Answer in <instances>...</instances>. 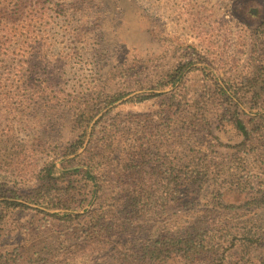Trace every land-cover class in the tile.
Listing matches in <instances>:
<instances>
[{
    "label": "rangeland",
    "instance_id": "374dc122",
    "mask_svg": "<svg viewBox=\"0 0 264 264\" xmlns=\"http://www.w3.org/2000/svg\"><path fill=\"white\" fill-rule=\"evenodd\" d=\"M1 2L16 25L0 40V264H160L123 260L134 240L98 233L90 215L133 212L119 170L135 160L158 179L152 196L166 193L164 159L204 161L212 176L150 206L149 238L204 217L214 249L163 264H264L263 143H245L233 122L264 113V0ZM90 155L103 185L84 175ZM49 170L60 195L43 204ZM213 187L223 207L209 211Z\"/></svg>",
    "mask_w": 264,
    "mask_h": 264
},
{
    "label": "trees",
    "instance_id": "16d2710c",
    "mask_svg": "<svg viewBox=\"0 0 264 264\" xmlns=\"http://www.w3.org/2000/svg\"><path fill=\"white\" fill-rule=\"evenodd\" d=\"M5 3L8 4V1H6ZM0 4H2V2ZM6 4L2 6V15H0V40L5 39V41L7 40V37L9 36L11 31L14 30L13 28L16 25L12 21L13 16L11 15L12 12H10L11 9H9ZM28 11L32 12L30 15L33 14L32 10ZM1 34H4V36H1ZM1 46H4V44L0 43V50ZM4 51L7 52L6 50ZM228 90L232 94H236V89H234L232 86H228ZM224 95L226 97L225 93ZM152 97L154 96H140L136 100V102L141 103L151 99ZM227 99L230 100L229 98ZM87 121L88 118L81 112V109H75L73 125L79 128V130H82V134L80 135L81 139H84V136L87 132ZM233 122L235 130L243 138L245 143L254 144V142H257L264 144V113L248 119L247 123L239 120L238 118L234 119ZM106 137L107 133L105 131L104 138L106 139ZM81 139L72 145V148L75 152V149H79L83 144L81 143ZM263 144L255 145H260V147L263 146V148L259 149H262L260 153L262 154V158L264 160ZM244 146H246V144L243 143L242 149H244ZM254 148L258 149L257 146H255ZM75 152H73V154ZM87 153H90V151L88 150ZM152 153L153 152H149L148 154L150 155ZM242 153L247 154L246 151L245 153ZM144 155L145 154L141 151V156ZM147 155L145 157H147ZM83 157L85 160L84 155ZM93 158L94 157H92V155L87 157L88 170L84 172V175L87 180L92 181L95 185L98 186L100 182H102L103 185L106 182V180H104L105 177H99L100 173H98V167L94 163ZM120 166L121 167L119 173L124 174L123 180L127 181L128 185L126 197V200L129 202L128 208L132 210V207H134V213L121 210L116 211L114 209L115 205H110V208H112V210H104L96 214L92 213L90 215L92 216L90 217V220L94 225L92 228L98 230V233L100 231V233L102 234H109L108 232L112 231L117 236H124L130 238V240H134L133 242H130L131 246L129 249L123 247V249L127 250V253L124 256L123 260H125L126 257H129L130 259L136 257L134 262L139 259V261L141 262H158L160 264H163L167 262L172 255H179L188 259L194 256H200L204 252H209L214 249L210 241L211 231L209 228V223L208 221L203 220L204 217L197 218L192 223H189L188 227L184 228L180 233L177 232L176 234L171 235H159L151 239L148 236L146 228V221L148 220L147 215H151V212L148 211L150 206L158 204L162 199L165 201V203L170 202L167 197H175V199H172L171 201H176V189L177 187H180L181 183L192 186L198 185L200 192H202L203 188L210 180V176H212V172L210 170L211 164L203 161L202 163H183V165L178 166V164L174 162V159H164L160 164L157 165V168H159L160 171H164V173L166 174V177L163 178L161 182L162 184L165 183L168 187L166 189V193L165 190H157V197L152 196L149 188L150 184L157 183L158 179H155L154 181L150 179L146 174V169L142 166L141 162L135 160L131 163L124 164V166ZM53 168L54 167L52 166V170ZM52 170L47 171L46 176H44L43 178V183H45V188H47V192L44 193L43 199L45 201L43 202V204H47L50 200L53 199V195L50 193L51 188H49H53L56 185L55 179L53 184L51 182ZM217 173H219V171ZM111 183L115 184L116 182L112 181ZM165 184L163 186H165ZM59 195L60 194L58 192L53 200L58 199ZM262 195L263 196L261 198L264 199V192L262 193ZM102 198L105 197L102 196ZM221 199L222 194L220 190L216 187H213L210 195L207 197L205 206H207L209 211H211L213 208L222 209L223 202L221 201ZM106 202H108L107 199H105V203ZM178 202L181 203L180 201ZM113 203H117L119 205L120 200H115ZM193 204L194 202L187 200L182 202L179 207H181L182 209H189L194 206ZM140 233L143 235V238H141V240L140 238L139 240L135 239L137 234ZM249 236L250 235L248 234V237ZM248 237L247 240L250 239ZM242 239H245V237H242Z\"/></svg>",
    "mask_w": 264,
    "mask_h": 264
}]
</instances>
